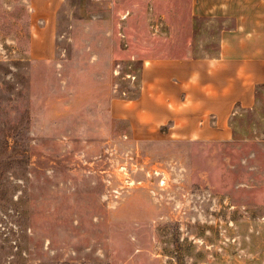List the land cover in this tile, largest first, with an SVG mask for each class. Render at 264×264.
<instances>
[{
    "label": "rangeland",
    "instance_id": "obj_1",
    "mask_svg": "<svg viewBox=\"0 0 264 264\" xmlns=\"http://www.w3.org/2000/svg\"><path fill=\"white\" fill-rule=\"evenodd\" d=\"M188 3L67 0L39 59L27 0H0V264H264V87L226 142L137 139L111 113L145 57L216 47Z\"/></svg>",
    "mask_w": 264,
    "mask_h": 264
},
{
    "label": "crops",
    "instance_id": "obj_2",
    "mask_svg": "<svg viewBox=\"0 0 264 264\" xmlns=\"http://www.w3.org/2000/svg\"><path fill=\"white\" fill-rule=\"evenodd\" d=\"M27 2L29 53L52 57L67 0ZM188 14L219 24L216 47L199 53L202 41L193 37L185 54L143 59L136 95L115 97L110 106L137 139L230 141L234 115L253 108L264 87V0H189Z\"/></svg>",
    "mask_w": 264,
    "mask_h": 264
},
{
    "label": "built area",
    "instance_id": "obj_3",
    "mask_svg": "<svg viewBox=\"0 0 264 264\" xmlns=\"http://www.w3.org/2000/svg\"><path fill=\"white\" fill-rule=\"evenodd\" d=\"M155 170H156V172H157L158 174L163 173V170H161L160 168H156ZM162 181H163V182L165 181V177H162Z\"/></svg>",
    "mask_w": 264,
    "mask_h": 264
}]
</instances>
